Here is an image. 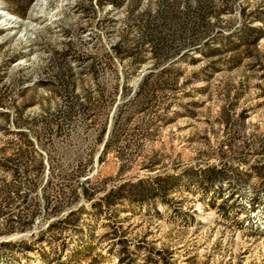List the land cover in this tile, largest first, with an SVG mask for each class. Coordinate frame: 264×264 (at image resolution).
<instances>
[{"label": "rangeland", "instance_id": "1", "mask_svg": "<svg viewBox=\"0 0 264 264\" xmlns=\"http://www.w3.org/2000/svg\"><path fill=\"white\" fill-rule=\"evenodd\" d=\"M0 11V147L16 129L33 145L16 169L27 200L0 214V264H264V0ZM154 173L163 195L117 188ZM26 203L34 222L14 229Z\"/></svg>", "mask_w": 264, "mask_h": 264}, {"label": "trees", "instance_id": "2", "mask_svg": "<svg viewBox=\"0 0 264 264\" xmlns=\"http://www.w3.org/2000/svg\"><path fill=\"white\" fill-rule=\"evenodd\" d=\"M165 69H166L165 66H158L157 68L151 69L143 73L137 82L136 91L143 89V86L147 82H150L147 80L153 77L151 76L152 74L155 75V77L152 78V81H153L154 79H157L160 76H162ZM68 110L70 111V109ZM112 129H113V126L111 127L107 138L104 140L103 148L100 153L101 156L99 157H102V155H104L108 151V149L112 147V140H113ZM16 130L18 131H15V132H19L20 135H22V136H19L20 139L18 140V138L11 137L7 139L4 142L5 144H2L0 147V150L10 151L9 156H5L4 158H1L0 160V167L2 168L3 172L6 173V176L7 175L10 176L9 180H7L6 177L0 178V214L8 213V211L11 210L10 207L13 204H15L16 201H18V204L20 205L26 202L27 200L26 194L21 192L22 188H21L20 182L17 179L16 169H17L19 160L29 158V151L33 149V145H32V141L30 138L23 137L24 135L23 130L21 129H16ZM103 130H104V127L102 128L101 132ZM27 167L28 166L26 165L25 171L30 170L29 168L27 169ZM210 168H212V166ZM141 182H145V184L141 185V187L139 188L140 190L138 192L135 191L137 189L134 187V189L132 190L133 195L138 194L141 196L155 197L156 195H159V194L163 195L166 192L167 181H166L165 175L162 173L144 175L143 177L136 179L134 182H129L128 180H125L119 183L117 185V188L118 189L122 188L125 184L132 185V184H139ZM111 192H112V189L109 191V193ZM109 193L104 194L105 198L109 195ZM159 197L161 198L162 196H159ZM31 205H32L31 203H26L25 205H22L21 211L27 208L26 217L22 216V214L20 213V210L18 209L17 212L19 213V219L17 218V221H15L16 225L13 226L14 229H28L31 227V225L34 222L35 215H36L34 212V207H31ZM53 213L56 215L59 214L57 210H55ZM48 228H50V225L46 226V229ZM10 243L11 241H8V240L0 241V245H3V246L8 245Z\"/></svg>", "mask_w": 264, "mask_h": 264}, {"label": "bare ground", "instance_id": "3", "mask_svg": "<svg viewBox=\"0 0 264 264\" xmlns=\"http://www.w3.org/2000/svg\"><path fill=\"white\" fill-rule=\"evenodd\" d=\"M0 13H1V11H0Z\"/></svg>", "mask_w": 264, "mask_h": 264}]
</instances>
